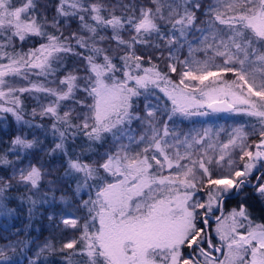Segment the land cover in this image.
<instances>
[{"label":"snow or ice","instance_id":"snow-or-ice-1","mask_svg":"<svg viewBox=\"0 0 264 264\" xmlns=\"http://www.w3.org/2000/svg\"><path fill=\"white\" fill-rule=\"evenodd\" d=\"M221 112L248 120L180 127ZM9 116L20 127L0 138V216L16 211L10 191L25 190L31 217L74 184L48 216L59 247L37 244L28 264L53 252L63 264H264V218L245 193L264 199V0H0ZM37 152L66 165L47 191ZM27 243L0 245V264Z\"/></svg>","mask_w":264,"mask_h":264},{"label":"trees","instance_id":"trees-1","mask_svg":"<svg viewBox=\"0 0 264 264\" xmlns=\"http://www.w3.org/2000/svg\"><path fill=\"white\" fill-rule=\"evenodd\" d=\"M52 3H55V0H52ZM75 27V25H73ZM166 61H162L160 67L165 68ZM175 78V77H174ZM28 111L34 106V102L31 100L26 101ZM141 109L143 108V100L140 102ZM246 118V117H244ZM37 123H44L45 125L49 124L50 121L44 120L40 121L37 118ZM19 125H17L13 119L9 116L7 122L0 121V138L4 141H9L12 136H14L18 129ZM24 132L28 135V138L31 139L33 133L40 137L45 146L51 147L53 143V138L49 134L47 139L44 138V130L43 129H28L24 128ZM71 150V149H70ZM33 162L42 163L47 170L51 172V175L48 177H52L53 180H57L58 178L63 176L66 165L63 164L62 158L59 156L49 157L40 152H37L35 157L33 158ZM3 169H0V175H4ZM47 181H42V190L47 191ZM72 187L74 184L69 183H58L57 190L54 194L48 193L50 203L44 205H37V208L34 214L29 217L28 203H21L18 196L25 193V190L21 188L19 192L10 191L7 193L11 199L8 201V207L15 209V213L8 217L0 216V245L9 244V242H15L17 240L26 241L27 247L21 245L19 248H14L9 251V255L12 256V264H28V257L33 256L36 251L37 244H42L46 240H52L57 248L59 247L61 240V231L56 227V224L59 221V217L57 216L56 221H49V211L53 208L55 213H59L63 210V206L60 202V197L62 194H67L68 201L73 200L72 196ZM53 195L55 196V201H52ZM58 209V210H57ZM255 214V213H254ZM63 227L62 225L60 226ZM34 241V242H33ZM44 264H63L62 257L59 252H53L46 254V260Z\"/></svg>","mask_w":264,"mask_h":264},{"label":"rangeland","instance_id":"rangeland-1","mask_svg":"<svg viewBox=\"0 0 264 264\" xmlns=\"http://www.w3.org/2000/svg\"><path fill=\"white\" fill-rule=\"evenodd\" d=\"M242 114H232V113H210L207 116H194L190 119L184 120L183 123L180 124V127L187 131L191 128L201 129V128H212L214 131L218 129H226L231 130L234 127H239L245 125V122L248 120V118H244ZM226 136L223 134L221 135V139L226 140ZM35 163V162H33ZM49 171V170H48ZM50 175L51 172L49 171ZM49 175V176H50ZM49 176L45 177L44 180L48 182V180H53L52 177L48 178ZM245 193L248 195V203L252 206L251 211L253 216L259 221L261 218H264V199L256 196L251 189H246ZM239 199V197L237 198ZM71 203L72 201H68ZM236 203V200L230 201L226 208L230 209L232 206H234ZM63 206V209L66 207L64 203H61ZM58 210V209H57ZM50 213H55L53 211V208L50 209ZM255 213V214H254ZM212 228L215 227V223L211 222ZM211 232V229H209ZM213 240L215 239V233L212 232ZM7 245V244H3Z\"/></svg>","mask_w":264,"mask_h":264},{"label":"flooded vegetation","instance_id":"flooded-vegetation-1","mask_svg":"<svg viewBox=\"0 0 264 264\" xmlns=\"http://www.w3.org/2000/svg\"><path fill=\"white\" fill-rule=\"evenodd\" d=\"M210 223H211V222H210ZM213 241H214V242H216V240H215V239H214Z\"/></svg>","mask_w":264,"mask_h":264}]
</instances>
